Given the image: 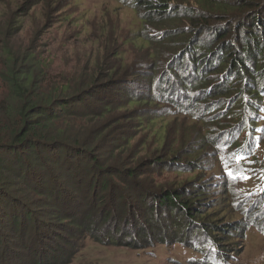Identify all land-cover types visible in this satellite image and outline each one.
I'll list each match as a JSON object with an SVG mask.
<instances>
[{
	"label": "trees",
	"instance_id": "obj_1",
	"mask_svg": "<svg viewBox=\"0 0 264 264\" xmlns=\"http://www.w3.org/2000/svg\"><path fill=\"white\" fill-rule=\"evenodd\" d=\"M171 1L131 0L142 11L143 24L124 41L135 42L139 50L147 44L149 56L135 55L123 69L115 47L95 66L91 61L66 74L51 72L33 45L13 49L5 37L0 47V264H64L90 236L119 246L125 234L135 232L141 242L125 243L150 247L154 235L173 226L162 218L165 213L175 225L194 221L207 228L206 217L197 220L203 211L193 207L201 205L206 191L186 193L182 185L163 187L156 181L161 167L183 164L186 145L196 140L180 134L178 147L167 141L171 154L163 148L140 155L148 134L142 132L157 117L136 108L153 101L169 107V77H179L178 91L188 89L179 113L190 115L200 101L223 103L218 113L198 105L210 112L208 122L192 116H201L193 123L202 121L197 132L206 133L209 147L222 155L221 146L236 141L242 147V137H257L264 120V0ZM158 28L168 30L156 36ZM140 77L150 87L145 98ZM234 162L228 164L237 167ZM256 164L263 177L264 158H256ZM103 195L109 199L100 201L103 208L92 217L96 204L91 202ZM126 227L131 233H124Z\"/></svg>",
	"mask_w": 264,
	"mask_h": 264
},
{
	"label": "rangeland",
	"instance_id": "obj_2",
	"mask_svg": "<svg viewBox=\"0 0 264 264\" xmlns=\"http://www.w3.org/2000/svg\"><path fill=\"white\" fill-rule=\"evenodd\" d=\"M179 1L172 0L171 3ZM133 3L131 0H0V47L5 37L13 41V49L23 50L33 45L49 70L61 74L72 72L91 61L95 66L101 62L106 50L113 51L116 47L115 51L124 58L120 65L123 69L135 55L149 56L147 44L139 50L140 46L135 42L130 45L124 41L126 36L141 30L143 24L142 11ZM167 30L158 28L153 33L158 36ZM200 40L202 42V37ZM178 78L169 77L168 87H172L166 94V98L171 100L169 107L153 101L150 106L136 108L146 117H157L151 128H144L142 132L148 134L139 146L140 155L155 150L159 152L163 148L165 155L171 154L172 148L167 141L171 139L174 147H178L180 134L185 139L196 140L194 145H186L188 154L181 158L183 164L170 169L161 167L156 181L163 187L182 185L186 193L206 191L201 205L194 204L193 207L203 211L197 220L206 217L207 228L203 230L194 221L185 227L184 221L175 225L173 218H168L165 213L162 218L173 226L154 235L155 242L150 247L136 248L125 243L129 240L131 243L141 242L139 235L126 227L124 233L131 234H125L124 245L108 244L105 240L94 242L92 236L85 237L78 252L64 264H200V260L206 264H264V178L258 174L256 164V158H264V153H260L264 144V120L258 123L257 137L252 133L249 138L242 137V147L236 141L231 147L221 146L224 151L221 155L217 148L207 145L204 131L198 134L202 121L199 120L197 126L193 121L212 111L223 112V103L217 106L215 102L200 101L190 108L191 116L179 113L178 104L187 103L185 94L188 89L178 91L181 88ZM139 82H144L139 92L145 98L150 95V87L142 77ZM152 93L158 96L155 87ZM198 105H208L206 107L212 110L206 113ZM194 114L201 116L194 118ZM261 117L264 118V113ZM205 120L208 122L206 116ZM155 137L159 138V143L154 141ZM235 155L245 157L246 165L242 168L249 172V179L233 181L226 175L224 162H233ZM230 166L235 168V164ZM104 199L108 201L109 196L103 195L91 202L96 204L92 217L103 208L100 201ZM109 207L111 209L112 205ZM109 207L106 206L110 211ZM148 220L144 219V222ZM101 224L103 222L98 223ZM208 226L216 230L214 234L209 232ZM151 229L156 231L157 228ZM104 237L105 234L99 230L98 238ZM190 246L193 249L188 248ZM216 251L220 254L218 258Z\"/></svg>",
	"mask_w": 264,
	"mask_h": 264
},
{
	"label": "snow or ice",
	"instance_id": "obj_3",
	"mask_svg": "<svg viewBox=\"0 0 264 264\" xmlns=\"http://www.w3.org/2000/svg\"><path fill=\"white\" fill-rule=\"evenodd\" d=\"M222 161L224 160V158H221ZM245 159V157H243L242 155H235L233 157V160L235 161L237 167L232 168L226 161L224 162V166L226 168V175L232 179L233 181L235 180H247L249 179V176L247 175V171L246 169L240 167V163L241 161H243ZM264 178V177H262ZM262 191H264V189H262Z\"/></svg>",
	"mask_w": 264,
	"mask_h": 264
}]
</instances>
